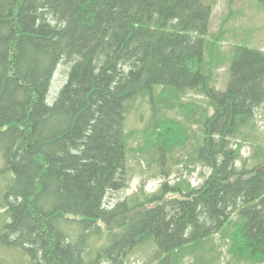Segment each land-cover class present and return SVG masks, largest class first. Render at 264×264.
Instances as JSON below:
<instances>
[{
	"label": "trees",
	"instance_id": "trees-1",
	"mask_svg": "<svg viewBox=\"0 0 264 264\" xmlns=\"http://www.w3.org/2000/svg\"><path fill=\"white\" fill-rule=\"evenodd\" d=\"M215 2L0 0V158L9 174L0 247L26 252L24 264H124L148 246L144 264H182L178 250L235 222L232 246L264 258V151L239 150L242 140L261 144L264 50L234 45L217 89L205 61ZM60 63L69 70L51 98ZM189 92L206 106L186 110ZM140 98L154 137L143 160L162 170L173 151L164 112L175 107L199 115L187 156L208 174L196 187L163 182L106 204L126 179L124 123Z\"/></svg>",
	"mask_w": 264,
	"mask_h": 264
},
{
	"label": "rangeland",
	"instance_id": "rangeland-1",
	"mask_svg": "<svg viewBox=\"0 0 264 264\" xmlns=\"http://www.w3.org/2000/svg\"><path fill=\"white\" fill-rule=\"evenodd\" d=\"M210 30L206 36L209 47L206 50L205 61L211 68L212 79L217 89H224L227 80V68L231 49L234 45H245L251 48L264 50V7L254 0H216L210 16ZM69 70L67 63H60L57 67L49 95L54 98L58 89L65 79L66 72ZM181 102L185 109H192L193 104L206 106L205 100L193 93H187L181 96ZM192 107V108H191ZM189 111V110H188ZM188 112L180 111L174 107L164 112V118L167 119L169 141L173 143L170 147L173 151L163 162V168L154 162L146 163L142 158L141 152L150 148V140L154 137L150 130V105L144 98L137 99L125 119V131L129 133L128 146L131 149L126 165V179L123 187L113 193H109L105 203L113 204L124 197L134 196L141 190L150 194L155 192L163 182L169 184L183 183L189 187H196L202 184L208 171L193 165L189 162L187 156L190 149V139L198 138L199 130L192 124L187 117ZM185 117V118H184ZM188 118V121L184 119ZM256 133L259 136V143L251 140H242L239 142V150L243 157H250L254 154V148L259 147L264 151V104L257 107L255 111ZM181 135V136H180ZM170 142V143H171ZM187 147V148H185ZM135 149V150H134ZM156 158V155H153ZM196 164V163H195ZM3 162L0 158V201L2 192H4L9 183V174L2 171ZM3 210L0 209V215ZM235 222H230L223 231L191 244L188 248L178 250L177 262L181 260L182 264L190 260L199 264H264V258H249L243 252L242 246L235 244L232 246V238L235 233ZM5 246V245H4ZM152 248L141 246L134 249L124 264H144L150 262L152 257ZM0 257L7 264H24L27 257L26 252L13 247H0ZM106 264V263H103ZM123 264V263H122Z\"/></svg>",
	"mask_w": 264,
	"mask_h": 264
},
{
	"label": "bare ground",
	"instance_id": "bare-ground-1",
	"mask_svg": "<svg viewBox=\"0 0 264 264\" xmlns=\"http://www.w3.org/2000/svg\"><path fill=\"white\" fill-rule=\"evenodd\" d=\"M56 67H57V66H56ZM56 67H55V68H56ZM51 78H52V77H51ZM50 80H51V79H50Z\"/></svg>",
	"mask_w": 264,
	"mask_h": 264
}]
</instances>
